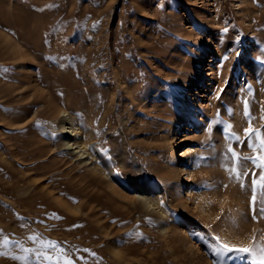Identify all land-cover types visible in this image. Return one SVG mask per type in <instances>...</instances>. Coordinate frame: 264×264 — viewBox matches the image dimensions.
Returning <instances> with one entry per match:
<instances>
[{
    "label": "rangeland",
    "instance_id": "obj_1",
    "mask_svg": "<svg viewBox=\"0 0 264 264\" xmlns=\"http://www.w3.org/2000/svg\"><path fill=\"white\" fill-rule=\"evenodd\" d=\"M256 132L264 0H0V264H245Z\"/></svg>",
    "mask_w": 264,
    "mask_h": 264
},
{
    "label": "snow or ice",
    "instance_id": "obj_2",
    "mask_svg": "<svg viewBox=\"0 0 264 264\" xmlns=\"http://www.w3.org/2000/svg\"><path fill=\"white\" fill-rule=\"evenodd\" d=\"M245 114L250 115L247 111V102H245ZM229 129L231 126H228ZM249 138H251V135L253 133V130L249 128L247 130ZM231 134V133H230ZM234 135V134H232ZM256 139L259 141V150L261 155L258 157H239L236 152H234L231 147L228 148V152L231 153L232 160L236 163H239L241 159L245 160H253L254 163H256V166L261 169V174L259 176V179L252 180V184L260 189V195L264 196V135H262L259 132L255 133ZM238 139V138H237ZM250 148H253L254 150L257 148L256 144L249 143L248 145ZM224 159H228L225 157ZM230 172H232L237 180H240L241 177L244 175L242 171H238L237 168L234 166L230 169H228ZM243 187V185H241ZM256 187L253 188V192L255 193ZM251 203L253 206L256 203V195L253 194ZM261 216L260 218H264V207L260 209ZM253 219H257V217L254 215ZM29 239L35 240L34 237H30ZM253 245L250 247H235L228 244H220L219 249L217 252L213 253L217 256L218 260L222 261L224 256H227L229 254L234 255L238 259H241L245 261V264H264V245H261L259 243H255V238H253ZM7 243V241H5ZM55 247L54 245H52ZM2 254V253H0ZM45 259H50V257L45 256Z\"/></svg>",
    "mask_w": 264,
    "mask_h": 264
},
{
    "label": "bare ground",
    "instance_id": "obj_3",
    "mask_svg": "<svg viewBox=\"0 0 264 264\" xmlns=\"http://www.w3.org/2000/svg\"><path fill=\"white\" fill-rule=\"evenodd\" d=\"M263 16V15H262ZM256 19V18H255ZM16 22H18V21H16ZM20 22V21H19ZM4 37V36H3ZM6 37V36H5ZM3 39V38H2ZM6 39V38H5ZM4 39V40H5ZM4 42V41H3ZM15 42H16V40H15ZM5 43H6V40H5ZM20 45V44H19ZM13 46V45H12ZM12 46H10V47H12ZM17 46H18V44H17ZM15 47V46H14ZM20 47V46H19ZM19 47H17V48H19ZM25 49V48H24ZM27 49V48H26ZM10 50H11V48H10ZM23 50V49H22ZM26 51V50H25ZM27 53H29V57H31V55H30V52H28V51H26ZM18 53H20V51L18 52ZM23 53V52H22ZM17 55V54H16ZM25 55V54H24ZM20 56V55H19ZM22 56V55H21ZM28 57V58H29ZM20 58V57H19ZM17 59H18V57H17ZM23 59H25L24 57H23ZM27 59V58H26ZM35 78V77H34ZM38 80V79H37ZM36 82V81H35ZM210 89V88H209ZM39 90V89H38ZM211 90V89H210ZM210 90H208V91H210ZM203 91H205V90H203ZM45 93H47V92H45ZM50 94H52L53 95V93L51 92ZM43 96V95H42ZM207 97H208V95H206ZM52 97H54V96H52ZM64 116V115H63ZM72 131H74V130H72ZM72 131L71 130H69V128H65V126H63V131H62V133H65V134H67V135H69L68 137H72V136H74V134L72 133ZM64 135V134H63ZM66 138V137H65ZM74 138V137H73ZM65 140V139H64ZM70 140V139H69ZM66 146H68L67 148L68 149H71V150H74L75 148L73 147V145L68 141H66ZM64 145V144H63ZM78 146V145H77ZM78 148V147H77ZM79 150H81V149H79ZM76 152V151H75ZM81 152V151H80ZM72 153V152H71ZM76 154H77V152H76ZM176 155L178 156V155H184V153H182L181 151H176ZM80 157H82L83 158V156H80ZM78 158V157H77ZM80 159V158H79ZM84 160V159H83ZM184 170V169H183ZM189 191V193H191V190L190 189H188ZM146 190L145 189H143V192H145ZM140 199H142V200H144V201H147L148 199H149V197L147 196V194L146 193H140V196H138ZM149 201V200H148ZM146 204H148V202L146 203Z\"/></svg>",
    "mask_w": 264,
    "mask_h": 264
}]
</instances>
